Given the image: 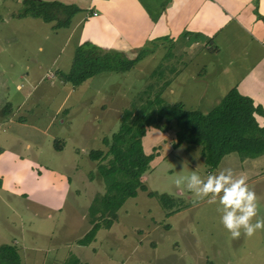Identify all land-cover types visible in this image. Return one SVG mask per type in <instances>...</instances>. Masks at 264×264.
I'll use <instances>...</instances> for the list:
<instances>
[{"label": "rangeland", "instance_id": "374dc122", "mask_svg": "<svg viewBox=\"0 0 264 264\" xmlns=\"http://www.w3.org/2000/svg\"><path fill=\"white\" fill-rule=\"evenodd\" d=\"M21 7L22 0H0V147L22 159L21 187L34 177L35 168L25 171L24 160H29L42 174L40 180L64 177L69 190L64 205L47 216L45 208H29L20 193L0 187V244L15 245L21 264H68L74 257L77 264H264V229L252 236L241 230L232 238L220 222L218 197L210 204L173 182L192 172L206 179L231 168L255 192L257 216L264 218V153L249 157L231 151L210 168L202 145L176 144L178 125L167 120L147 126L141 137L143 151L155 147L157 153L142 176L146 188L127 198L109 228H99L89 244L76 242L91 227L92 199L106 190L97 165L107 164L111 156L92 159L90 150L107 151L103 138L118 129L134 100L160 92L166 105L180 102L207 112L232 87L252 98L239 83L242 76L259 73L255 60L261 52L246 37L248 28H236L234 41L218 32L210 37V48L193 51L202 45H181L178 61L162 60L174 55L172 42L143 45L147 55L130 69L100 71L72 84L58 76L69 70L77 45L70 28H52L40 17H18ZM249 89L256 96L253 90L263 86L252 80ZM257 122L264 126L262 119Z\"/></svg>", "mask_w": 264, "mask_h": 264}, {"label": "trees", "instance_id": "16d2710c", "mask_svg": "<svg viewBox=\"0 0 264 264\" xmlns=\"http://www.w3.org/2000/svg\"><path fill=\"white\" fill-rule=\"evenodd\" d=\"M81 10L74 3L59 0H22L18 17L34 16L51 23L52 28L67 27L71 17ZM158 39L167 40L162 36ZM145 47L138 49L135 57L128 58L123 52L115 49H104L84 41L76 45L70 68L67 72L60 71L61 80L78 84L86 78L104 70L123 72L146 55ZM157 92V91H156ZM134 100L132 106L125 108L118 129L109 139L103 138L108 146L90 150L92 159L111 157L107 164L99 163L97 168L103 178L106 190L92 199L88 207L91 213V227L76 242L80 245L89 244L101 227L109 228L116 218V211L129 197L137 195V189L144 190L142 176L146 172L149 161L156 153H145L141 137L147 126H158L162 120L175 121L176 144L182 142L201 144L204 161L210 168L217 167L221 158L236 151L240 156H257L264 153V126L259 125L255 113L264 116V110L253 99L240 93L235 87L230 88L207 112L199 109H186L180 102L170 105L163 103L160 92L145 101ZM59 150V146L55 145ZM153 194V193H149ZM173 210L168 211L170 215ZM103 220L104 224L99 223ZM21 264L17 247L13 244H0V264ZM76 257L68 264H77Z\"/></svg>", "mask_w": 264, "mask_h": 264}, {"label": "crops", "instance_id": "0c3cea01", "mask_svg": "<svg viewBox=\"0 0 264 264\" xmlns=\"http://www.w3.org/2000/svg\"><path fill=\"white\" fill-rule=\"evenodd\" d=\"M59 1L74 3L81 8L71 17L67 26L76 38L77 44L88 41L100 48L119 50L128 58H133L143 45L172 42L174 55L165 54L162 57L164 63L168 60L178 61L177 57L181 56L178 52L181 45H185L186 49H191L195 45L203 46L193 51L210 48L208 41L218 32L224 39L234 41L237 34L235 29L247 27L246 37L249 36L252 44H255L261 52V55H256L255 60L260 64L259 73L251 74L246 78L242 76L239 83L242 90L247 86L245 91L253 95L254 92L249 89L252 80H256V85L263 86L260 91L263 93L254 89L257 95H252V98L264 108V0ZM75 16L77 18L72 23ZM76 31L78 34L74 35ZM162 36L168 39H158ZM252 69L253 66L250 70ZM174 72L176 69L171 70L170 75ZM237 85L239 86L238 83ZM258 119H262L261 123L264 125V116L261 115ZM24 161L28 165L25 171L31 172L35 168L34 177L30 179L31 183L27 184V187H21L22 185L19 184L22 177L20 169L24 166L19 165L22 159L18 157V153L10 148L7 151L0 147V187L8 188L13 193H20L27 207H43L47 210V216H51L52 211L64 205L63 199L69 190V183L63 180L64 177L56 181L48 180L49 177L45 176L46 180H40L42 174H37L39 170H36L34 163L29 160ZM43 172L48 171L43 168ZM13 178L16 180L11 182ZM7 180H10L8 187Z\"/></svg>", "mask_w": 264, "mask_h": 264}, {"label": "clouds", "instance_id": "9594fccd", "mask_svg": "<svg viewBox=\"0 0 264 264\" xmlns=\"http://www.w3.org/2000/svg\"><path fill=\"white\" fill-rule=\"evenodd\" d=\"M183 186L199 198H207L208 203H217L220 207V222L232 238L239 237L241 230L246 236H252L257 230L264 229V218L257 216L258 198L249 188L244 176L235 177L231 168L209 174L206 179L192 172L186 176H177L173 181ZM256 216L255 222L252 218Z\"/></svg>", "mask_w": 264, "mask_h": 264}]
</instances>
